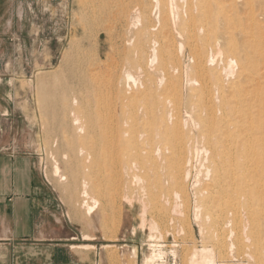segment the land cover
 <instances>
[{
    "label": "rangeland",
    "instance_id": "rangeland-1",
    "mask_svg": "<svg viewBox=\"0 0 264 264\" xmlns=\"http://www.w3.org/2000/svg\"><path fill=\"white\" fill-rule=\"evenodd\" d=\"M93 1H29L23 28L20 31V50L11 55L7 70L0 73V78L10 80L11 84H6L3 89H12L11 105L13 106L9 117L0 116V141L19 144L21 151L34 154L37 169L52 191L53 210L58 219L66 223L72 230V248L78 255L79 263L207 264L205 260L213 259L216 264H264V261L260 263L264 258V249H262L264 246L261 249H256L257 245L253 243V240L245 238L243 245L238 242L237 237L242 235L246 237L248 235L246 233L251 231L250 225L247 228L242 226L243 230H241L242 228L236 227L235 224L227 225L220 221L217 224L219 218L221 219V208L218 203H221L223 198L222 196L218 197L222 194L218 192V188L211 185L212 178L207 175L206 165L209 164V160L207 162L206 157L209 154L204 148L207 145V133L203 132L204 124L198 115L199 112H191L190 108V102L198 103V98L192 100L189 93L190 87H192L190 80L194 75L192 67L195 60L190 46L185 44L183 49L179 48L178 40L180 41V39L176 35V31L174 32V36L176 35L174 49L178 50L176 58L179 62H177V69L172 72L176 79L178 77V84L175 82L176 79L173 80L176 85H173L172 79L171 83L166 78L162 84L159 82L160 86L157 91V102L161 103L163 108L167 107L173 110L169 125L163 127L162 141H164L161 142V149L164 158L151 164L145 158L144 145L132 140L125 148H118L119 151H115L117 153L109 159L110 161L80 164L76 167L79 174L82 178H88L90 183L95 186L94 194L99 200L97 209L92 215H87L84 209H80L79 202L82 197L78 190L72 188L70 184V174L67 171L69 164L63 158L64 149L59 143L56 142L57 145L53 142L57 136L59 140L62 139V135L56 136L48 133L47 119L43 116L40 108L38 87L41 76L60 74L64 77L65 68L68 69L70 66L71 68L81 67L76 68V71L82 76L77 77L76 82L81 83L80 81L93 79L92 76L96 73V70H93L95 64L92 62L89 64L87 61L88 63L82 64L84 66L82 67L79 61L82 50L90 53V60L96 57L95 54L99 52L102 54L101 72L103 74L100 72L99 74L105 82L111 71L120 74L127 70L123 62L116 63L117 54L124 48L122 45L125 43V40L124 43L122 40L124 36L123 34L121 36V28L118 26L116 32L114 27L110 28L108 22L104 26L103 23L96 24L98 21L95 16H98L99 13L95 11H101L103 4L108 2L112 4L113 0ZM176 1L177 6L183 11L188 8L190 2V0ZM245 2V0H236L238 10L240 9L238 5H240L241 11L245 8L249 12L248 5H245L248 6L247 8L243 7ZM94 9L96 10L94 11ZM245 10L243 11L245 13L242 14L239 11L241 16L248 15ZM20 14H22V10ZM91 18L95 19V25ZM247 23L244 24L247 26L249 24ZM97 35L100 36L98 41ZM118 36L122 39L120 40ZM236 36L240 42L246 41L245 36ZM222 40L223 43L224 40ZM221 42L220 45L224 48ZM223 54L217 57V64H214L213 67L223 68L226 65L228 54L227 52ZM235 67L237 68V65ZM134 73L135 76H138L136 72ZM156 75L160 81L161 76ZM235 76L232 79H235ZM70 81H74V79H70ZM227 81L229 82V79L225 82L228 83ZM193 84L196 87L199 86L198 82ZM227 85L226 89L229 90L230 84ZM168 86L171 88L167 91ZM82 87L78 90V94L86 96L87 89ZM227 92L229 93V91ZM217 95L218 93L215 92L214 96L217 97ZM138 100H140L138 101L139 105H146L145 97L138 96ZM220 104L221 101L216 99L213 107L218 118L223 117L224 114L218 108ZM210 105L211 103L207 106ZM204 113L205 116H203ZM207 113L209 111L202 112V119L209 117ZM170 117H168L169 120ZM203 133L205 138L202 136ZM195 147L198 152L194 154L193 162L188 166L185 159L189 155L188 152L191 149L194 150ZM56 160L60 163L62 174L67 176L64 181L60 180L61 177L52 175ZM261 162H259L261 165V168H258L259 171L260 169L264 170L263 162ZM188 169L191 172L189 178L185 173ZM136 175H139L141 180H138ZM260 180V182L258 181V184H261L259 189H262L264 180L263 178ZM176 192H179L178 198ZM209 194L215 195L214 198ZM214 201L217 204L213 203ZM176 202L181 205V212H173ZM144 203L147 204V210L145 216H142ZM154 222L158 226L156 229H153L152 226ZM226 225L227 227H225ZM231 244H235V248ZM152 254L155 255V259L148 261ZM259 258L260 261H258Z\"/></svg>",
    "mask_w": 264,
    "mask_h": 264
},
{
    "label": "bare ground",
    "instance_id": "bare-ground-1",
    "mask_svg": "<svg viewBox=\"0 0 264 264\" xmlns=\"http://www.w3.org/2000/svg\"><path fill=\"white\" fill-rule=\"evenodd\" d=\"M245 1L242 6L248 5L250 9L248 12L244 8L248 12L247 16L240 15V12H245L240 10V5L238 10L236 0H190L188 8L184 11L177 6L176 0H113L112 4L108 2L103 4L104 6L101 2V11L94 9L99 13L98 16L94 13L99 22L96 21V24L103 23L104 26L108 22L110 28H121V36L123 34L124 38L119 37L120 33L118 37L123 43L125 40V43L122 45V51L117 54L116 63L123 62L127 70L118 74L110 68L111 74H107L109 78L106 77L105 82L102 76L100 78V74H103L102 54L99 52L90 60V53L82 50L80 64H95L96 69L93 67V70H96V73L92 76L93 79H80L78 81L81 83L76 82L75 79L81 76L76 71V68L81 67L77 65L65 68L64 77L54 74L39 78V102L42 114L47 119L48 133L62 135V139L59 140L57 136L53 142L59 143L64 149L63 158L69 164L67 171L70 174V184L80 193L82 200L79 207L84 209L87 215L94 214L99 200L94 194L95 186L88 178L81 177L77 166L109 160L115 156V151H119L118 148H125L132 140L144 145L145 158L151 164L164 158L161 149V142L164 141L163 127L169 125L173 110L163 108L162 104L157 102V91L159 82L162 84L166 78L169 81L176 79L172 71L177 69L179 62L176 58L178 50L174 49V39L177 35L180 39L179 48L183 49L185 44L190 46L195 60L192 67L194 75L189 79L192 81L189 93L192 100L198 98V103L190 102V108L191 112H199L198 115L204 124L203 132L207 133V145L204 148L209 154L206 157V161L209 160L206 165L207 175L212 178L211 185L218 188V192L222 194L218 197L223 198L222 202L218 203L221 219L217 216V224L219 221L227 225L235 224L236 227H241V230L242 226L247 228L250 225V234L246 233V237L238 235V242L243 245L245 238L253 240L257 245L256 249L264 246V194H261L264 193V184L262 183V189H259L261 184H258L261 178L264 180V170L260 169V172L258 169L261 168L259 162L262 161L264 166V0ZM95 19L91 18V21L94 22ZM245 22L249 24L246 26ZM175 31L177 34L174 36ZM236 35L245 36L246 41L240 42ZM97 36L98 41L100 36ZM224 52L228 54L226 65L223 68L213 67L217 64V57ZM134 72L138 74L137 78ZM155 73L161 76L160 81ZM234 75L235 79H232ZM227 79L228 83L225 82ZM195 82L199 83L198 87L193 84ZM176 83L173 81V85ZM227 84H230L229 90L226 89ZM81 86L87 89L86 96H79L78 90ZM179 91L177 92L180 94ZM215 92L218 93L217 97L214 96ZM138 96L147 99L145 106L138 104ZM216 99L221 101L218 108L224 113L220 118L216 116L213 108ZM209 103L211 105L208 107ZM203 111H209L208 118L202 119L206 113L202 116ZM197 152L196 147L188 152L189 155L187 154L185 159L188 166L192 164L193 156ZM185 173L189 178L190 169ZM52 175L61 177V181L67 179V176L62 174L57 160ZM135 177L141 180L139 175ZM176 196H180L179 192H176ZM142 207V216H145L147 204L144 203ZM173 212H181L178 202L174 204ZM152 226L153 229L158 228L156 222ZM231 246L234 247L235 244ZM260 257L262 259V256ZM153 259L154 254L149 256L148 261ZM205 261L207 264H216L213 259ZM262 261L264 258L260 263Z\"/></svg>",
    "mask_w": 264,
    "mask_h": 264
},
{
    "label": "crops",
    "instance_id": "crops-1",
    "mask_svg": "<svg viewBox=\"0 0 264 264\" xmlns=\"http://www.w3.org/2000/svg\"><path fill=\"white\" fill-rule=\"evenodd\" d=\"M29 1L0 0V73L20 50ZM9 82L0 78L1 117L13 111L12 89H3ZM53 203L34 154L0 141V264H80L72 230L58 219Z\"/></svg>",
    "mask_w": 264,
    "mask_h": 264
}]
</instances>
